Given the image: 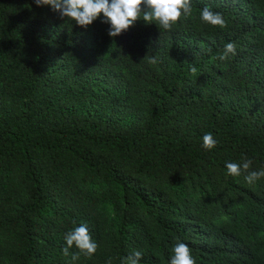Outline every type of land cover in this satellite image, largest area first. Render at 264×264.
Wrapping results in <instances>:
<instances>
[{"label":"trees","instance_id":"obj_1","mask_svg":"<svg viewBox=\"0 0 264 264\" xmlns=\"http://www.w3.org/2000/svg\"><path fill=\"white\" fill-rule=\"evenodd\" d=\"M190 2L170 31L109 37L102 18L0 0V264H70L81 223L98 248L74 264H169L178 241L196 264H264V178L225 166L264 169V0Z\"/></svg>","mask_w":264,"mask_h":264},{"label":"clouds","instance_id":"obj_2","mask_svg":"<svg viewBox=\"0 0 264 264\" xmlns=\"http://www.w3.org/2000/svg\"><path fill=\"white\" fill-rule=\"evenodd\" d=\"M37 7L50 6L58 13L63 20L73 21L76 25L87 28L97 19L107 24L109 37H117L127 32L138 20L146 24L154 23L159 29L170 31L182 18L192 15L190 0H33ZM200 18L203 23L213 27L225 28L227 21L222 14L212 11L205 6L200 11ZM236 45L232 42L226 43L218 59L225 61L235 56ZM149 64H157L156 57L148 59ZM190 71L195 74L197 68L193 66ZM217 144L211 133L202 137V147L210 151ZM252 161L246 157L240 163H226L227 174L238 177L244 174L247 184H255L256 181L264 178V169L251 170ZM66 246L62 254L70 256V264L79 260L80 256L91 258L97 251L98 244L92 239L86 224L81 223L78 227L68 231L64 236ZM75 246L78 250L70 253ZM169 264H196L192 256V249L183 242H177L171 250ZM142 253L134 251L131 255L120 258V264H140ZM106 264H113L110 257Z\"/></svg>","mask_w":264,"mask_h":264}]
</instances>
